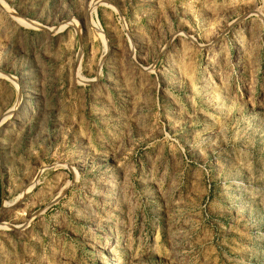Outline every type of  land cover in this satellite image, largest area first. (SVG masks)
Returning a JSON list of instances; mask_svg holds the SVG:
<instances>
[{
    "label": "rangeland",
    "instance_id": "374dc122",
    "mask_svg": "<svg viewBox=\"0 0 264 264\" xmlns=\"http://www.w3.org/2000/svg\"><path fill=\"white\" fill-rule=\"evenodd\" d=\"M0 264H264V0H0Z\"/></svg>",
    "mask_w": 264,
    "mask_h": 264
},
{
    "label": "water",
    "instance_id": "95a60500",
    "mask_svg": "<svg viewBox=\"0 0 264 264\" xmlns=\"http://www.w3.org/2000/svg\"><path fill=\"white\" fill-rule=\"evenodd\" d=\"M34 25H35V24H34ZM34 25H33V26H34ZM35 26H37V25H35ZM36 28H40V27H39V26H37ZM44 28H45V27H44Z\"/></svg>",
    "mask_w": 264,
    "mask_h": 264
}]
</instances>
